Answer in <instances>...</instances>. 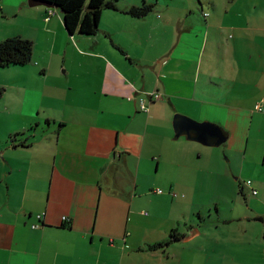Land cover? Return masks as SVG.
<instances>
[{"label": "crops", "instance_id": "0c3cea01", "mask_svg": "<svg viewBox=\"0 0 264 264\" xmlns=\"http://www.w3.org/2000/svg\"><path fill=\"white\" fill-rule=\"evenodd\" d=\"M155 1L157 10L144 18L109 10L118 16H106L97 34L71 37L60 9L0 0V12L18 20L5 37L20 35L39 48L32 59L41 76L56 57L70 60L66 78L37 82L56 96L47 115L41 89L36 117L8 109L7 87L0 97V264H93L89 241L102 250L129 247L141 230L133 222L139 197L129 187L138 190L143 164L166 165L160 194L173 202L240 193L248 208L264 207V195L250 197L264 192V111L255 109L264 106V0ZM76 37L91 40L83 49ZM79 54L85 71L77 69ZM155 91L161 99L148 98L143 111L140 99ZM176 114L219 125L227 141L199 153L204 144L175 139ZM170 166L179 170L169 174ZM148 231L137 250L148 238L163 241Z\"/></svg>", "mask_w": 264, "mask_h": 264}, {"label": "rangeland", "instance_id": "374dc122", "mask_svg": "<svg viewBox=\"0 0 264 264\" xmlns=\"http://www.w3.org/2000/svg\"><path fill=\"white\" fill-rule=\"evenodd\" d=\"M143 1L155 3V9L151 14L157 10L155 0H123L120 2V6L141 5L144 3ZM161 1L166 2L168 0ZM103 12L100 28L104 27L106 16H118L109 10ZM159 14L161 15V12ZM16 21L18 20L14 15L7 17L0 12V42L6 38L5 35ZM74 40L82 41L84 49V45H88L91 39L76 37ZM38 50L39 48L36 47L34 55L37 54ZM76 63L78 70L85 71L84 56L79 54ZM36 65L37 63L32 59L24 67L6 69L0 67V86L7 87L4 95L7 96L8 109H12L14 113L22 114V111H25L26 114L33 111L34 117H36L38 113L34 108L40 105L42 92L44 91L46 95L50 91V88L37 86L38 80L43 79L44 82L50 84L54 77L64 76L66 78L64 70L67 65H70V60L64 63L62 58L56 57L50 72H47V76L44 77L34 69ZM82 77L86 78V74H82ZM55 99L56 96L53 93L47 94L44 99L43 106L45 108L43 112L46 115L49 111H53ZM41 121H43V125H46L44 118ZM53 123L52 121V125ZM32 125L30 127L34 129L36 124ZM222 147L223 145L218 147L206 146L199 153H207L210 151L209 149L220 150ZM203 156L199 158L201 163H204L205 156ZM238 158L244 161L242 157L238 156ZM168 170L170 171L169 174H174L179 168L170 166ZM246 170H248L247 165ZM191 173L195 174V172ZM203 174L210 176V173L207 172ZM168 180L166 165L162 164V167L157 170L156 163L152 166L143 164L139 172L138 190L132 186L129 187L139 197L135 203V208H133V222L139 224L141 230L136 232L132 242H128L129 247L126 249L121 246L119 249H114L108 245L104 251V249L99 248L97 242L91 245L89 241V245L86 247L88 261L91 260L93 264H97L98 251L102 250L101 257L104 251L102 264H158L160 260L165 264H264V221L257 220V214L260 212L264 218V207L256 208L253 206L252 209L248 208V204L240 193H231L229 198H215L206 193L204 197H178V200L175 199L173 202L172 200L176 197L166 196V192L162 194L159 192V190H167ZM260 192V196L250 195V197L253 199L262 197L264 192L261 189ZM255 204L256 202H253V205ZM145 212L148 214L144 215ZM175 228H179V231L189 232L184 238L191 235L192 231L193 233L199 231L200 234L196 235L195 238L180 240L169 247L156 251L147 249V246L153 243L152 239L148 238L142 244V248L137 250V242L143 238L145 233L143 229H149V235L152 234L165 240Z\"/></svg>", "mask_w": 264, "mask_h": 264}, {"label": "trees", "instance_id": "16d2710c", "mask_svg": "<svg viewBox=\"0 0 264 264\" xmlns=\"http://www.w3.org/2000/svg\"><path fill=\"white\" fill-rule=\"evenodd\" d=\"M60 9L63 14L64 25L69 35L93 36L100 30L103 11H120L134 18H144L155 9V3L143 1L141 5L124 8L120 6L123 0H41ZM1 10V9H0ZM49 10H52L51 7ZM34 44L31 40L20 35L7 37L0 42V67L15 68L28 65L33 58ZM0 87V97L5 92ZM48 124V123H47ZM226 132V131H225ZM25 135L23 134H20ZM23 142V141H22ZM28 141L25 140V143ZM24 145V142L22 143ZM263 220V218H258ZM43 221V220H42ZM41 221V222H42ZM41 224L39 225V227ZM38 227V228H39ZM177 229L170 232L168 238L155 244H149L147 249L156 251L169 247L180 241L185 235L177 233Z\"/></svg>", "mask_w": 264, "mask_h": 264}, {"label": "water", "instance_id": "95a60500", "mask_svg": "<svg viewBox=\"0 0 264 264\" xmlns=\"http://www.w3.org/2000/svg\"><path fill=\"white\" fill-rule=\"evenodd\" d=\"M29 5L31 7L46 6L56 8L55 6L47 4L41 0H29ZM69 36L72 37L73 35ZM173 124L175 129V139L183 136L188 140L197 141L210 147L221 146L228 139L225 131L219 125L209 121L199 122L186 115L176 114ZM192 237L193 231L191 235L185 238L183 237L181 240L191 239Z\"/></svg>", "mask_w": 264, "mask_h": 264}, {"label": "built area", "instance_id": "2783aa9c", "mask_svg": "<svg viewBox=\"0 0 264 264\" xmlns=\"http://www.w3.org/2000/svg\"><path fill=\"white\" fill-rule=\"evenodd\" d=\"M208 15V13L206 14ZM161 93L158 92V91H155V92H150L149 94H147L146 96L142 97L140 99V103H141V107H142V110L143 111H147L148 110V107H147V104H148V98H150L152 101H156V100H159L161 99ZM255 109L256 110H259V111H264V106H263V103L262 102H259L255 105ZM247 184L250 186L252 184V181L249 180L247 182ZM159 192L161 193L162 191L159 190ZM257 190H253V194H257ZM145 214H148L147 212H145ZM37 218L40 220V222L44 219V214H38L37 215ZM69 218L65 217V221H68ZM40 224H34L32 225V228L33 229H37L39 227Z\"/></svg>", "mask_w": 264, "mask_h": 264}, {"label": "flooded vegetation", "instance_id": "af4514ba", "mask_svg": "<svg viewBox=\"0 0 264 264\" xmlns=\"http://www.w3.org/2000/svg\"><path fill=\"white\" fill-rule=\"evenodd\" d=\"M25 140H27L28 142L31 140V138H30V134H28L27 136H25L24 139H23L24 144L27 145L28 142L25 143ZM23 142H22V143H23Z\"/></svg>", "mask_w": 264, "mask_h": 264}]
</instances>
